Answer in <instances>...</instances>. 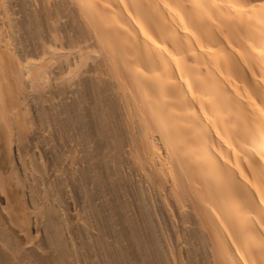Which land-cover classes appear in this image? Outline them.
<instances>
[{"label":"bare ground","instance_id":"obj_1","mask_svg":"<svg viewBox=\"0 0 264 264\" xmlns=\"http://www.w3.org/2000/svg\"><path fill=\"white\" fill-rule=\"evenodd\" d=\"M212 2L0 0V264H95L106 179L109 264H264V0Z\"/></svg>","mask_w":264,"mask_h":264},{"label":"rangeland","instance_id":"obj_2","mask_svg":"<svg viewBox=\"0 0 264 264\" xmlns=\"http://www.w3.org/2000/svg\"><path fill=\"white\" fill-rule=\"evenodd\" d=\"M108 181H110V180H108V179H106L103 183H101V184H99V182H98V184H97V188H96V203L98 202V206L100 207L99 209H101V211H100V215L99 216H101V214H102V216H101V218H102V220H100L101 222H100V224L99 225H95V227H93V229H91L90 228V230H89V232L88 231H86V230H88V228L86 229V228H83V232H82V236H81V239L83 240V241H85V242H87V243H89L90 245H92V242L94 243L92 246H91V248H92V252H93V255H94V257H93V259H94V263L96 264H109V259H110V257L107 255V253H108V251L106 250H104L105 248L107 249V247H106V245L104 244L105 242H106V240H108V242H109V239H110V241L111 242H114V240H113V238L114 237H110V234H112L113 233V231H112V229H111V222L109 221L108 222V220L106 219L107 218V215H108V213L107 212H109V206H110V204L112 203V200L111 199H113V196H112V185H111V182H108ZM111 181H114L113 179L111 180ZM106 182V183H105ZM124 183H125V185H123L122 183V187H123V190L125 189V186H126V189L127 188H130L131 187V184H130V182H125V181H123ZM110 183V184H109ZM106 184V185H105ZM109 184V185H108ZM120 184V183H119ZM129 184V185H128ZM99 185H101V186H99ZM103 185H104V187H103ZM98 186H99V188H98ZM108 186H110L109 188H108ZM129 186V187H128ZM107 188V189H106ZM99 189V190H98ZM130 189H132V187L130 188ZM129 189V190H130ZM105 190V191H104ZM128 190V189H127ZM128 190V191H129ZM133 190V189H132ZM131 190V191H132ZM98 191H100V192H98ZM106 191H109L108 193L106 192ZM106 192V193H105ZM120 192V193H119ZM123 192V191H122ZM121 191H117V193L119 194V197H120V199H121V201L123 200V202L124 201H126L125 200V198L126 197H124V192L122 193ZM102 193V194H101ZM111 193V194H110ZM131 193V192H130ZM134 193V192H133ZM106 194H108L107 196H106ZM135 194V193H134ZM111 195V196H110ZM128 195H129V193H128ZM130 195H131V197H130ZM128 197H129V200H131V202H132V204L133 205H135V206H139V202L136 200L137 198L139 199V196L137 197H135L134 195H132V194H130ZM109 197H111V198H109ZM134 197L136 198V199H134ZM132 198V199H131ZM107 199H108V202H107ZM127 199V201H128V198H126ZM106 202H105V201ZM111 200V201H110ZM100 202V203H99ZM109 202H111V203H109ZM137 202V204H135ZM126 203V202H125ZM102 205L103 204V206H102V208H101V206L100 205ZM107 206H106V205ZM104 210H106V211H103ZM106 212V213H105ZM127 213H129V212H127ZM104 214H106V215H104ZM129 215H130V213H129ZM128 216V215H127ZM131 216V215H130ZM106 220V221H105ZM133 220H135V222L137 221L135 218H133ZM139 220V219H138ZM105 221V222H104ZM133 222L134 223V226L136 227L137 225V227H140V224H138V223H140V221H138V223L136 222ZM101 223H102V225H101ZM109 223V226L108 225H106V224H108ZM100 225L101 226H103V228L102 227H100ZM100 227V229H99V227ZM109 227V228H106V227ZM98 227V228H97ZM105 227V228H104ZM136 227V228H137ZM97 230V233H98V235H99V237H98V235H97V233H96V230ZM104 229V230H103ZM108 229V230H107ZM93 230V231H92ZM104 231V233L102 232V231ZM107 230V231H106ZM111 230V231H110ZM85 231V232H84ZM99 231V232H98ZM101 231V232H100ZM106 231V232H105ZM96 233V234H95ZM101 233H103V234H101ZM106 233V235H104ZM94 235V236H93ZM101 236H102V238H101ZM105 236V237H104ZM111 236H114V235H111ZM97 237H98V239H97ZM107 237H108V239H107ZM110 237V238H109ZM87 239V241H86V239ZM100 238V239H99ZM106 239L105 241L104 240H102V239ZM97 239V242L95 241ZM112 239V240H111ZM89 241V242H88ZM96 243H95V242ZM104 241V242H103ZM102 243H103V245H102ZM110 243V242H109ZM111 244V243H110ZM112 245V244H111ZM93 246H94V249H93ZM103 246V247H102ZM113 246V245H112ZM97 247V248H96ZM99 247V248H98ZM98 252V253H97ZM102 253V254H101ZM102 255V256H101ZM108 257V258H107ZM99 261V262H98ZM105 261V262H104ZM107 262V263H106ZM140 262V261H139ZM141 264H142V262H140ZM139 263V264H140ZM110 264H112V263H110Z\"/></svg>","mask_w":264,"mask_h":264},{"label":"clouds","instance_id":"obj_3","mask_svg":"<svg viewBox=\"0 0 264 264\" xmlns=\"http://www.w3.org/2000/svg\"><path fill=\"white\" fill-rule=\"evenodd\" d=\"M237 0H213L212 3L206 5L208 8H211L213 10L217 9V8H223L225 9L226 11L228 10H232V5L234 3H236ZM202 35H204V33H201ZM221 39H224V37L221 35ZM194 83V86H199L198 85V82H193ZM262 167H264V163L261 164ZM226 171V174H227V170ZM241 196H248L249 194L247 192H244V191H241L240 193ZM260 215L262 218H264V208H261L260 209ZM260 228H264V224H260L259 225Z\"/></svg>","mask_w":264,"mask_h":264}]
</instances>
